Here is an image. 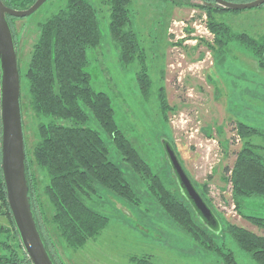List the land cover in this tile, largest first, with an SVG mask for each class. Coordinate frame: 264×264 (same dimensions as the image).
<instances>
[{
	"label": "rangeland",
	"instance_id": "374dc122",
	"mask_svg": "<svg viewBox=\"0 0 264 264\" xmlns=\"http://www.w3.org/2000/svg\"><path fill=\"white\" fill-rule=\"evenodd\" d=\"M67 1L47 0L32 15L14 18L10 24L20 75L22 130L28 160H32L37 141V124L50 119L35 118L30 111L24 73L40 25L63 9ZM87 1L96 12L100 43L87 49L86 72L93 90L110 97L118 129L205 225L180 185L166 153L168 146L212 213L217 244L232 253L234 264H256L221 230L232 224L264 236L263 231L237 213L225 170L233 166L243 143L236 135V122L264 132V66L236 42L215 44L209 10L205 9L212 7L211 0H190L191 5L184 6L168 0H131L130 27L144 52L150 79L148 95L144 96L136 79L139 62L122 65L119 49L110 38L108 0ZM210 16L232 34H246L256 40L264 35V4L242 11H212ZM160 95L167 105L165 112ZM86 112L89 119L84 126L99 132L110 161L121 169L137 204L96 188L95 194L85 199L86 204L106 216L108 225L81 248H69L51 222L53 208L44 194L48 177L33 161L29 162L36 199L42 209L43 232L57 264H132V258L141 257H150V264H224L216 253L199 247L167 216L145 182L122 161L111 137L87 109ZM251 141L264 147L261 138ZM241 211L245 216L264 218V197L244 199ZM1 213L0 209V240L15 246L11 225Z\"/></svg>",
	"mask_w": 264,
	"mask_h": 264
},
{
	"label": "trees",
	"instance_id": "16d2710c",
	"mask_svg": "<svg viewBox=\"0 0 264 264\" xmlns=\"http://www.w3.org/2000/svg\"><path fill=\"white\" fill-rule=\"evenodd\" d=\"M36 1L1 0L5 7L16 11L27 10ZM168 1L178 6L191 5L190 0ZM226 1L236 3L235 0ZM250 1L252 0H241L238 3ZM130 3L131 0H108L109 34L119 49L122 65L139 62L136 79L141 93L147 96L150 79L146 73L144 52L137 34L130 27ZM205 9L209 10L208 22L211 32L215 35V44L236 42L249 51L260 66H264V35L256 40L246 34H232L227 26L215 23L210 16L212 11L220 12L226 9L214 6ZM12 19L14 18L7 17L9 25ZM99 43L100 32L94 8L87 0H68L63 9L40 25L39 36L32 45L24 73L30 111L35 118L50 119L46 123L37 124V141L32 151V160L27 159L25 151V178L30 208L53 263L57 264L43 232L42 209L36 199L35 179L30 173L29 162L33 161L48 177L44 194L53 208L51 222L69 248H81L86 242L99 236L108 225L106 216L95 212L86 204L85 199L94 195L96 188H102L128 203L137 204V197L121 169L110 161L106 144L99 132L84 126L89 119L87 109L102 131L111 137L122 161L145 182L149 192L167 216L199 247L216 253L224 264H234L232 253L223 244H217V233L213 231L216 228H209L196 219V213L190 205H186L173 189L152 171L118 129L110 97L93 90L90 76L86 72L89 65L86 52L89 48L98 47ZM212 49L217 54L215 48ZM218 53H221L220 50ZM164 102L163 99L161 109L165 112L167 105ZM235 131L243 143L236 153L233 166L225 169L229 173L227 181L230 184L231 201L239 216L264 232V218L245 216L241 213L244 199L264 197V154L261 153L264 147L251 141L253 138L264 140V132L241 122L235 123ZM0 209L1 215L7 217L16 239L15 246L0 240V250L3 252L0 255V264H30L18 241L7 205L1 174V153ZM222 232L228 234L253 262L264 264V236H258L232 224H226ZM131 262L150 264V257L132 258Z\"/></svg>",
	"mask_w": 264,
	"mask_h": 264
},
{
	"label": "water",
	"instance_id": "95a60500",
	"mask_svg": "<svg viewBox=\"0 0 264 264\" xmlns=\"http://www.w3.org/2000/svg\"><path fill=\"white\" fill-rule=\"evenodd\" d=\"M47 0H37L24 11L9 9L0 0V153L1 174L6 201L20 246L30 264H54L37 229L30 208L25 178V149L20 110V75L13 34L7 17L25 18L37 11ZM212 6L235 11L257 8L264 0L232 3L211 0ZM166 153L188 199L205 223L216 227L214 217L179 165L173 151Z\"/></svg>",
	"mask_w": 264,
	"mask_h": 264
}]
</instances>
